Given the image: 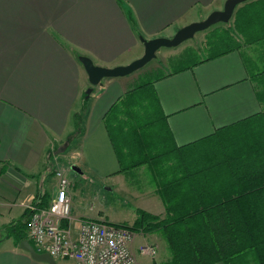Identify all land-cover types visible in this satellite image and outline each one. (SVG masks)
Returning <instances> with one entry per match:
<instances>
[{"label":"crops","instance_id":"crops-1","mask_svg":"<svg viewBox=\"0 0 264 264\" xmlns=\"http://www.w3.org/2000/svg\"><path fill=\"white\" fill-rule=\"evenodd\" d=\"M226 1L0 0V264H48L21 249L8 226L30 214L27 202L45 196L49 203L59 167L74 180L73 172L78 176L70 187L73 197L80 188L82 195H91L87 183L97 180L107 181L112 193H128L138 184L131 192L141 204L138 211L162 220L167 212L157 179L171 172L164 160L169 155H158L162 149L174 150L177 162V154L197 152L199 141L222 129L250 120L264 125V101L257 90L264 38L250 34L239 48L192 67L179 70L178 64L155 76L148 72L144 85L130 87L139 72L107 78L87 97L90 84L80 57L104 67L131 62L143 55V39L172 38L177 29L171 28L191 10H220ZM249 1L235 8L233 24ZM80 114L82 133L77 134ZM154 123L160 125L156 130L150 128ZM145 132L154 137L145 139ZM135 154L147 163L129 168ZM82 211L74 215L72 207L67 224L75 239L82 221H104L101 210ZM140 231L161 240L135 244L134 238V255H143L140 246L148 243L161 257L155 264L172 260L162 227ZM135 264L144 263L136 259Z\"/></svg>","mask_w":264,"mask_h":264},{"label":"trees","instance_id":"trees-1","mask_svg":"<svg viewBox=\"0 0 264 264\" xmlns=\"http://www.w3.org/2000/svg\"><path fill=\"white\" fill-rule=\"evenodd\" d=\"M256 1L247 3L232 26L211 28L204 42L205 57H188L200 47L184 50L177 57L178 69L233 51L252 35L264 38V0ZM258 83L264 101V71ZM83 118L75 117L77 134L82 133ZM199 145L197 152L177 154V162L174 150L162 149L158 155H169L164 160L171 164V172L157 179L167 217L161 220L139 212L134 225L125 227L148 231L162 227L172 252L167 264H264V125L250 120L222 129ZM140 159L128 167L147 163ZM37 200L38 206L48 205L45 196ZM29 217L28 213L8 226L16 244L29 239Z\"/></svg>","mask_w":264,"mask_h":264},{"label":"built area","instance_id":"built-area-1","mask_svg":"<svg viewBox=\"0 0 264 264\" xmlns=\"http://www.w3.org/2000/svg\"><path fill=\"white\" fill-rule=\"evenodd\" d=\"M55 175L58 187L48 205L38 206L36 200L26 205L30 212L27 235L35 249L49 253L55 260L67 259L75 264H135L131 249L135 234L128 227L86 219L80 225L78 237H72L65 225L71 219V181L61 168ZM139 250L152 258L157 255L153 244L142 245Z\"/></svg>","mask_w":264,"mask_h":264},{"label":"rangeland","instance_id":"rangeland-1","mask_svg":"<svg viewBox=\"0 0 264 264\" xmlns=\"http://www.w3.org/2000/svg\"><path fill=\"white\" fill-rule=\"evenodd\" d=\"M222 9H220V10H222ZM213 11H215L214 7H202L197 12L196 11L192 12V10H191L189 12L190 14L188 13L189 15L187 17H185L182 21L175 24V26L172 27L171 29L172 30L177 29V31H179L181 28H183L184 26H187L191 23L205 20ZM233 21H234V17H232L231 20L227 24H233ZM227 24L226 23H217V24L211 26L210 28H208L204 31L197 32L194 35V37L186 40L185 42H183L182 44H180L178 46L160 48L158 50V52L156 53V57L153 59V61L156 63L146 64L144 67H142L141 69L136 71V72H139L136 74L137 79L133 80L134 82L130 85V87L134 88L137 84L144 83L145 81H148L149 77H151V76H147V77L145 76V74L148 72H151V74L153 76L159 75V74L165 72L166 70L171 69L174 66H176L177 64H179L180 62H179L177 57H174L171 59H169V57L176 55V54H179V52H181V50L185 47L191 46L194 49L197 47H200L199 53H192L191 52V54L188 55L189 58H191L195 54L197 57H203V56L205 57L208 53V50H207V47L204 46V42L208 39V35H209L210 30H212L216 26H218L217 28L226 27ZM210 36H211V34H210ZM147 38H149V37H147ZM204 47H206V48H204ZM143 54H144V52H143ZM138 55H141V52ZM138 58H140V57H138ZM133 61L134 60H132L131 62H133ZM131 62H126L123 65H128ZM116 66H122V65H115L113 67H116ZM106 80H107V78L103 79L102 82H104ZM90 86L87 88V90L90 88ZM97 87L98 86H95L94 87L95 89L93 88V91L97 90ZM148 120L152 121V119H150V118H148ZM129 123H130V125H133L135 122H134V120L131 119ZM159 127H160V125H157L155 123L150 125V128L152 130H156ZM143 137L146 139L149 137L153 138L154 136L147 134L145 132V134L143 133ZM138 158H141V156L136 155L135 157H133V159H138ZM60 168H61V170H63L64 175L68 177V179L71 181L72 184H74V182L77 181V177H78L77 174H75L72 171L74 176L76 177V179L74 180L71 176H69L67 174V169L65 172L64 168L59 167V169ZM142 181H143V183L148 184V181L145 180L144 178ZM106 182L107 181H105V180H97V182H93V183L90 182L89 184L87 183V185L92 188V191H91L92 194L87 196V197H86L85 193H84V195H82L81 188L75 192L74 197L70 193L71 210L73 207L74 215H77L82 211L81 210L82 205H85L86 211H82V213L85 215H87V214H91V215L94 214L95 215L101 210V211H103L101 213V219L102 220H104L108 223H111V224H115V225L132 227L134 225L135 221L137 220V218L140 216L137 208L139 206H141V204L135 197H133L131 195V192H133V190L137 189V187H139V185L137 184V186H136V184H133V188L128 193H126L125 191H122L120 189L117 190V193H112L111 190H109L107 188L108 186H106V184H107ZM139 182L140 181H138V183ZM124 185L128 186L130 184L127 185L126 183H124ZM89 211H91V212H89ZM130 230H132L133 233L135 234V240H134L135 244H140V243H143L145 241H147L149 243H154V240L158 243L159 240H161V239H158V236L151 235L152 233L142 235L140 228L130 229ZM135 259H137L139 262L144 263V264H155V260L157 263H159L161 261L160 260L161 257L159 256L158 251H157V255L154 258L149 257L147 255L143 256V255L137 254ZM56 260L59 264H75V262L72 260H67V259H56Z\"/></svg>","mask_w":264,"mask_h":264},{"label":"water","instance_id":"water-1","mask_svg":"<svg viewBox=\"0 0 264 264\" xmlns=\"http://www.w3.org/2000/svg\"><path fill=\"white\" fill-rule=\"evenodd\" d=\"M247 1L249 0H227L222 10H215L205 20L184 26L177 31L172 38L157 37L150 40L143 39L145 48L143 56L128 65L116 66L112 68L104 67L96 65L88 57H80V61L87 72L89 83L91 85V87L87 90V97L91 95L95 86L103 85V79L124 77L144 67L156 57V53L160 48L178 46L186 40L194 37V35L199 31H204L217 23H228L233 16L235 8L239 4ZM64 150L65 148H61L59 151L62 152ZM19 247L29 252L31 257L37 261L48 264H59L49 253L38 252L29 239L22 240Z\"/></svg>","mask_w":264,"mask_h":264}]
</instances>
